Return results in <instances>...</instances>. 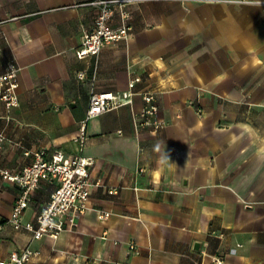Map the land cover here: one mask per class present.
Segmentation results:
<instances>
[{"label": "crops", "instance_id": "1", "mask_svg": "<svg viewBox=\"0 0 264 264\" xmlns=\"http://www.w3.org/2000/svg\"><path fill=\"white\" fill-rule=\"evenodd\" d=\"M96 1L0 0V76L15 64L19 98L10 111L0 101L1 168L75 154L92 95L127 92L133 76L137 91L160 92L165 128L136 132L140 95L88 122L83 155L102 185L58 240L13 228L21 190L0 175V259L30 249L31 264H264V0L134 4L130 38L79 59ZM53 189L34 192L25 223Z\"/></svg>", "mask_w": 264, "mask_h": 264}, {"label": "built area", "instance_id": "2", "mask_svg": "<svg viewBox=\"0 0 264 264\" xmlns=\"http://www.w3.org/2000/svg\"><path fill=\"white\" fill-rule=\"evenodd\" d=\"M149 0H97L94 4L101 5L94 27L87 31L82 44L76 50L79 59L95 57L98 59L101 52L111 45H117L127 41L133 30L131 25V12L129 7L141 4ZM18 68L10 64L8 72L0 76V101L8 111L19 106V98L16 93ZM96 74V70L94 75ZM79 79L85 78L84 73L78 74ZM142 76L131 77L128 91L122 93L100 92L91 97L86 118L81 122L79 133L75 139L77 152L66 155L62 151H55L48 155L41 150L34 154V161L17 171H8L0 166V175L3 180L17 185L21 192L16 198L12 214L8 222L15 230L25 229L32 233L34 239L42 240L50 238L58 240L66 232L77 229L83 216L90 211V199L92 190L100 187V181L92 177L94 161L86 158L83 152L88 143V122L102 116L124 104L133 105V97L140 95L143 106L140 111H134V124L137 133L148 131L157 134L165 128L160 119V92L153 88H145L137 91L142 84ZM4 132H0V146L5 141ZM29 153H26L28 156ZM54 187L48 202L38 211L35 222H24V215L29 208L34 192L42 183ZM109 194L117 195L118 190L110 189ZM110 213L101 212L100 220L109 218ZM135 250V246H130ZM38 252L26 249L23 252H14L8 258L0 259V264H31ZM215 264H224L223 258H215Z\"/></svg>", "mask_w": 264, "mask_h": 264}]
</instances>
